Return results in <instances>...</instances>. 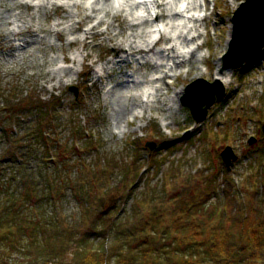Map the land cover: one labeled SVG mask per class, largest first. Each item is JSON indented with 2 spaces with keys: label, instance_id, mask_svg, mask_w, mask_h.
I'll return each mask as SVG.
<instances>
[{
  "label": "rangeland",
  "instance_id": "374dc122",
  "mask_svg": "<svg viewBox=\"0 0 264 264\" xmlns=\"http://www.w3.org/2000/svg\"><path fill=\"white\" fill-rule=\"evenodd\" d=\"M151 1L148 0L146 4L132 9L127 7V0H124L123 8L109 7L110 15L116 13L122 14V17L108 18L103 13H92L93 17L105 21V24L97 30L105 31L109 25V31L117 32L119 28L125 26L124 15L134 22V19H145L151 12L149 7V4H152ZM94 2L95 0H80L74 4L73 0H55V3L62 7L57 8L54 5L45 9L43 2L21 5L18 0H3L0 3V86L5 88L13 86L23 93L34 91L42 99L51 96L59 97L62 119H71V122L63 121L64 135L72 136L69 134L70 129L83 128L85 125L90 134L102 141L103 153H106V157L114 158L116 161L124 160L125 163L135 159L139 165H145L137 172V176L141 173L143 175L133 186V197H125L126 202L121 211L125 209L126 215H131L132 206H139L136 200L146 197L145 182L149 187L153 183L160 184L165 177L169 178L170 172L176 177L177 191H180L178 188L181 187L183 179L190 175L195 177L197 184L201 187H214V180L217 181L218 188H215L219 192L221 205L227 184L232 187L238 198L237 201L246 203L247 192H250V185H254L255 176L258 173L262 172L261 179L264 182V46L256 56L246 61L241 67L220 71L221 57L229 47L232 15L245 0H203L206 5V7L202 6L203 15L201 6H197L192 13H183L182 18L174 19V25L179 24V26L187 24L186 19L191 20L192 17L197 19L196 31L190 30L188 35L189 38L192 36L196 38L193 44L189 45L190 50H194L193 55L189 57L186 53L189 49L183 46L182 51L185 56L181 64L182 68L169 73L172 75L166 79L169 84L168 89H162L160 99L156 102L152 101L149 108L148 106L144 108L142 116H139L141 109L134 108V118L132 114H127L128 125L122 122L120 127L113 125L112 96L110 95L112 87L127 80H143L139 78L142 73L151 78L152 74L154 76L159 73L160 65L164 64L165 60L157 61V67L154 70L142 65L143 60L138 58L140 55L136 56L135 60L128 55L130 62L128 66L122 62L106 64L108 60L116 59L108 50V39L96 36L88 37L87 40L85 38L82 42L86 36V29L90 25V23L86 24L83 18L85 14L91 12L90 8ZM47 3L51 4L52 0H47ZM65 8L73 17L72 20H62L61 16ZM81 8L83 11H80ZM137 10H142L144 14L138 15ZM205 15L207 17L202 20ZM171 23L170 28L173 27ZM190 26L188 24V30ZM229 27L230 34L227 37ZM16 28H23V31H15ZM32 29L35 34L32 31L29 32ZM57 30L62 32V37L56 35ZM170 30L172 29L168 31ZM128 33L127 30L125 34ZM197 34L199 37H196ZM154 37L151 35L150 41ZM198 55L201 56L198 57ZM174 60L176 63L180 62V59L174 58ZM217 61L219 66L216 64ZM224 71L227 72L224 74L223 82L220 81L224 89L222 97L216 99L208 108L203 121L195 122L188 108L180 103V99L192 96V92L200 88L198 86L202 84L196 83L197 87L193 86L189 90L185 89L186 86L198 80L214 83L217 81L214 74L221 76ZM100 75H102L101 78ZM143 83L142 81L141 84ZM71 86L76 88L77 96L74 95V90L69 89ZM180 87L183 90L176 98V102L171 101L169 97L173 89ZM136 89H132L131 93L140 92L139 87ZM150 92L153 93V91ZM139 103L146 106V103L140 99H138ZM3 104L4 102L0 101V108ZM167 109H170L169 116L165 115ZM5 115L0 111V125L8 128L12 122L7 121ZM31 118L23 127L24 135L29 131L26 128L35 122ZM21 119L26 120L25 117ZM55 125L60 129L59 122ZM14 129L17 130L16 127H13ZM30 142L31 146L25 143L29 145V150L22 161L17 160L16 163L0 165L3 167L0 169V191L9 187H18L21 188L22 195L27 189L32 196H34L33 193H38L36 197L34 196L32 204L13 201L16 208L11 207L10 210L17 212L15 218L16 222H20L19 225H40V222H45L46 224L43 225H54L55 230H61L62 225H68L70 234H73V226L74 230H78L77 225L87 226L92 217L83 214L84 218H82V201L76 191L68 189L54 201L46 171L52 170L54 174L57 173V168L53 169L54 167L45 163L40 157L39 147L34 146V141ZM147 142L155 143L153 150L150 151L145 146ZM4 146L5 143L0 139V150L5 148ZM223 152L235 157L228 169L221 157ZM85 161L93 162L90 156H87ZM102 161L106 159L103 158L101 161L96 159L95 162L101 164ZM152 161L154 165L150 164ZM68 167L66 165L69 173L67 178L73 176L75 174L73 171L76 170L73 162ZM126 169L127 164L123 170L116 167L112 181L114 185L122 182L121 177ZM202 174L209 179L207 177L201 179ZM7 180H13L12 184L6 182ZM181 195L189 198L192 192H182ZM214 196H217L216 193L208 198L211 204L214 203ZM89 200L94 202L93 197ZM103 202L105 201H101V205ZM105 207L106 205L103 209ZM97 208L96 205L89 210L96 213ZM165 217L169 218L167 215ZM238 228L236 226V230ZM84 232L86 231L80 230V234ZM46 233L49 236L53 234L51 230ZM28 234L29 231L15 234V239L20 243L19 248H24L23 252L0 236V264H38L40 262L41 259L37 261L34 259L36 253L34 248L40 252L44 251L41 237L36 236V246H30L29 244L33 241L28 239ZM116 235L117 233L112 231L108 237L106 236L107 238L99 237L96 241L106 246L110 241L115 240ZM55 246H57L56 243ZM73 249L71 245L66 251H56L54 255H51L48 263L68 264ZM116 257L117 255L112 253L113 261Z\"/></svg>",
  "mask_w": 264,
  "mask_h": 264
},
{
  "label": "trees",
  "instance_id": "16d2710c",
  "mask_svg": "<svg viewBox=\"0 0 264 264\" xmlns=\"http://www.w3.org/2000/svg\"><path fill=\"white\" fill-rule=\"evenodd\" d=\"M0 101L4 102L0 111L6 114L7 121L12 122L8 128L0 125V139L5 143V148L0 150V165L22 161L32 144L30 141H34V146L40 149L41 159L53 169L57 168L54 174L52 170L46 171L54 201L68 189L76 191L82 201V218L83 214L92 217L87 226L77 225L78 230L73 226V234H70L68 225H62L61 230H55L54 225H43L45 222L22 226L16 222L17 212L10 210L16 208L13 201L32 204L37 192L33 193L34 197L28 189L22 195L18 187L0 191L1 238L23 252L15 234L29 231L28 239L33 241L30 246H36V236H40L44 251L34 248L35 261L41 259L38 264H49L51 255L66 251L71 245L74 249L68 264H264L262 172L255 176L254 185H250L246 203H239L232 187L227 184L222 205L216 190L217 181L214 180V187H201L195 177L189 175L177 191L176 177L170 172L169 178L165 177L160 184L153 183L149 187L145 182L146 197L136 200L139 206H132L131 215H126L125 209L121 211L125 197H133V186L143 175L137 176V172L145 165H139L135 159L125 163L106 157L102 141L90 134L85 125L70 129L72 136L64 135L63 123L71 119H62L61 99L57 96L42 99L34 91L23 93L13 86H0ZM24 117L26 120L21 119ZM29 118L35 122L26 128L29 131L24 135L23 127ZM58 122L60 129L55 127ZM86 155L94 164L85 161ZM103 158L106 161L101 164L95 162ZM71 162L76 170L67 178L66 165L68 167ZM125 164L127 169L121 177L122 182L114 185L116 167L123 170ZM205 177L209 179L203 174L201 179ZM12 181L6 182L12 184ZM180 192H192L193 197L188 198ZM215 193L217 196L211 204L208 198ZM91 197L94 202H90ZM101 201L105 202L101 205ZM95 204L98 206L96 213L90 211ZM236 226L239 227L237 230ZM50 230L53 232L51 236L46 233ZM80 230L86 232L80 234ZM112 231L117 233L114 241L106 246L96 241L99 237L105 239ZM112 253L117 255L114 261Z\"/></svg>",
  "mask_w": 264,
  "mask_h": 264
},
{
  "label": "bare ground",
  "instance_id": "6f19581e",
  "mask_svg": "<svg viewBox=\"0 0 264 264\" xmlns=\"http://www.w3.org/2000/svg\"><path fill=\"white\" fill-rule=\"evenodd\" d=\"M153 4H155V0L152 1ZM99 5L100 7H96ZM113 5L109 2V0H95L94 4L91 6L90 10L91 12L89 14H85L84 18L86 20V24L90 23L88 28L86 29V36L83 38L82 42L87 40L88 37H104V39L109 40L108 50L110 51L111 56H115L116 59H111L106 62L111 63L112 62L118 64L120 62L124 63L126 66L130 64L128 60V55L131 56L135 60L137 58L136 56L140 55L138 57L139 59L143 60L142 65L148 66L151 69H156L157 67V61L159 60H165L164 64L160 65L159 73H156V75L151 76V78L147 77L145 74L139 75V78H142L143 80H130L126 81L124 83L115 84L111 91L110 95L112 96V108H111V114L113 118V125H116V127H120L121 123H125V125H128V121L126 120L127 114H132V117L134 118V112L133 109L138 107L141 109L140 115L142 116L144 112V108L148 106L150 107V103L156 102L157 99H160V95H162V89L167 90L168 89V83L166 82V79L170 77L169 73H173L181 67L182 62L184 61L183 57L185 54L182 51V47L185 46L189 50L186 52L188 53L189 57L193 55L194 50H190L189 45L193 44L194 40L196 39L195 36H192L191 38L188 37L190 30L196 31V23L198 22L197 19L193 18L191 20L186 19L187 24H181L174 25L173 21L176 20V17L182 18V12L173 11L172 17L169 19L168 17H163L161 15H155L154 19L149 20L147 17L145 19H134L135 21H139V23H136L134 21L128 20V18L124 15L123 16V22L125 26H122L118 29L117 32L113 33L110 30L109 25L105 28V31H98L97 29L102 25L105 24V21L103 19H98L93 17L92 13L98 14L103 13L105 17L108 18H114V17H122V14H111L109 11V7H112ZM55 7L60 8L62 5L56 4ZM80 7V6H79ZM160 5H156V8H159ZM204 7H206L204 3ZM64 10V7H63ZM85 10V9H84ZM194 10V9H193ZM80 11H83L81 8ZM185 14H189L187 11L184 12ZM208 15V14H207ZM205 15L202 20L207 17ZM78 16V15H77ZM62 20L69 19L72 20L73 17L70 15L69 11L65 8L64 14L61 16ZM95 18V19H94ZM93 21V22H92ZM167 21V23H165ZM92 22V23H91ZM172 22V23H171ZM81 23V22H80ZM173 26L170 28L169 24ZM191 23V24H190ZM188 24L191 25L190 29L188 30ZM156 25H161V28L156 30H152V27ZM151 28V29H150ZM150 29V30H149ZM169 29H172L168 31ZM129 31L128 34H125ZM35 34V31L32 29L29 32ZM155 33L157 36V39H154L150 41V36ZM230 34V27L227 31V37ZM56 35L58 37H62L61 31H56ZM91 35V36H89ZM149 38L147 39V37ZM153 36V35H152ZM108 37V38H107ZM196 37H199V34L196 35ZM87 45V41H86ZM201 55H198V57ZM197 57V56H195ZM174 58L177 60L180 59V62L176 63ZM130 59V58H129ZM157 59V60H156ZM131 60V59H130ZM170 60V61H169ZM196 60V59H194ZM169 62L170 65H169ZM217 66H219V61L216 62ZM227 71L223 72V75L221 76L214 74L215 79L220 80L225 77V73ZM158 74V75H157ZM102 75H100V78ZM142 81L144 82L143 84ZM143 85V88L145 90L143 91V88H141ZM139 87L140 92H136L134 94L131 93L132 89L137 90L136 88ZM175 88V87H174ZM183 88H177L173 89L172 94L170 95V100L176 102V98L181 94ZM150 91H153L151 93ZM142 97L144 99H142ZM138 99L140 101L145 102L146 106H143L141 103L138 104ZM155 99V100H154ZM160 106V104H159ZM143 107V108H142ZM162 109V108H161ZM160 110V109H159ZM170 109H167L166 116H169Z\"/></svg>",
  "mask_w": 264,
  "mask_h": 264
},
{
  "label": "water",
  "instance_id": "95a60500",
  "mask_svg": "<svg viewBox=\"0 0 264 264\" xmlns=\"http://www.w3.org/2000/svg\"><path fill=\"white\" fill-rule=\"evenodd\" d=\"M233 25L232 37L228 50L222 58L223 65L221 70L239 67L246 59L254 56L264 43V0H246L241 4L234 13ZM196 83L208 87H200L194 90L192 96L182 99V103L189 107L194 120L201 122L207 114V109L214 103L215 99L222 97L224 89L217 81L209 83L205 80H198L187 85L186 90H189ZM69 88L74 90L76 94L74 87ZM146 146L152 150L155 144L147 142ZM221 156L227 168L235 160L232 154L226 155L223 152Z\"/></svg>",
  "mask_w": 264,
  "mask_h": 264
},
{
  "label": "clouds",
  "instance_id": "9594fccd",
  "mask_svg": "<svg viewBox=\"0 0 264 264\" xmlns=\"http://www.w3.org/2000/svg\"><path fill=\"white\" fill-rule=\"evenodd\" d=\"M3 0H0L2 3ZM43 2L45 4V9L48 7H52L55 5V0H52V3H47V0H18V3L21 5H34ZM80 0H73V3H78ZM109 2L113 5L114 8H123L125 6L124 0H109ZM148 0H127V7L130 9L136 8V6L147 3ZM156 5H160L159 8H156ZM203 0H155V4H149L151 9L150 14H148L147 18L149 20L152 19L155 15H161L163 17H168L169 19L172 17L173 11H178L184 13L187 11L188 13H192L193 9L197 8V6H201V14L203 15ZM138 15H143L142 10H137ZM139 23V21H135ZM183 22V21H181ZM167 23V21H165ZM15 31H23V28H16Z\"/></svg>",
  "mask_w": 264,
  "mask_h": 264
},
{
  "label": "snow or ice",
  "instance_id": "6c2138e0",
  "mask_svg": "<svg viewBox=\"0 0 264 264\" xmlns=\"http://www.w3.org/2000/svg\"><path fill=\"white\" fill-rule=\"evenodd\" d=\"M194 87H197V86L194 85ZM198 87L207 88L208 86H206V85H199Z\"/></svg>",
  "mask_w": 264,
  "mask_h": 264
}]
</instances>
